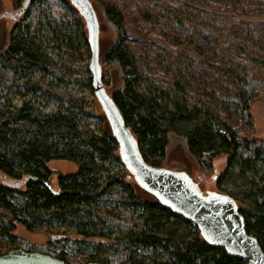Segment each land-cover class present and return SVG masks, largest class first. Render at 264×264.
<instances>
[{"label":"trees","instance_id":"1","mask_svg":"<svg viewBox=\"0 0 264 264\" xmlns=\"http://www.w3.org/2000/svg\"><path fill=\"white\" fill-rule=\"evenodd\" d=\"M26 1L12 3L18 11ZM88 1L95 16L97 8L116 31L101 58L103 72L112 66L118 70L120 87L108 96L143 161L162 168L175 138L204 172L224 158L215 190L235 202L246 233L264 253V139H240L228 121L199 98H177L153 83L142 90L147 78L126 43L122 12L106 0ZM160 1L150 4L159 7ZM258 1L264 5V0ZM233 12L255 14L236 6ZM232 21L245 23L237 16ZM79 45L86 54L90 51L85 19L69 0H29L0 45V240L8 245L0 255L20 249L65 264H81L75 260L79 255L83 263L98 264H246L209 244L192 222L135 183L100 103L95 98L104 119L94 99L80 95L82 89L94 92L89 65L74 58ZM261 58L250 56L241 71L231 75L239 91L230 104L243 116L244 125L252 126L254 102L264 106V80L253 77ZM99 70L101 79L100 63ZM176 87L180 89L178 83ZM12 94L23 101L10 110ZM92 119L98 132L89 123ZM52 160L72 162L76 172L55 173L46 166ZM17 226L49 236L44 252L22 244L13 235Z\"/></svg>","mask_w":264,"mask_h":264},{"label":"rangeland","instance_id":"2","mask_svg":"<svg viewBox=\"0 0 264 264\" xmlns=\"http://www.w3.org/2000/svg\"><path fill=\"white\" fill-rule=\"evenodd\" d=\"M114 3L125 18L127 32L126 43L136 55L140 72L147 78L141 84L142 90H148L149 83L166 88L177 98L193 101L197 98L213 112L225 118L237 131L240 139H264V106L261 101L252 104L250 121L252 126L241 124L239 115L230 101L235 99L238 86L231 81V75L239 73L243 63L250 56L264 59V5L258 0H174L171 4L161 0L159 7H153L150 0H106ZM254 15L235 14L234 7ZM97 62L101 64L102 83L106 94L120 87L118 70L107 68L103 72L101 58L114 41L116 31L104 19L97 8ZM17 8L12 0H0V45L4 44L8 31L16 20ZM233 16L243 20V24L232 21ZM238 42L247 52L237 47ZM74 57L76 63L89 65L90 51L86 54L83 45ZM87 55V56H86ZM89 55V57H88ZM108 69V70H107ZM92 76V73L89 74ZM264 80V61L257 66L253 76ZM176 83L180 85L177 89ZM94 99L97 113L103 117L96 97L87 89L80 95ZM11 108L20 106L23 99L11 95ZM229 103V104H228ZM228 107V108H225ZM91 127L99 131L95 119L89 120ZM224 158L216 160L210 172L199 169L196 162L185 151L183 142L171 139L161 167L165 170L188 173L192 183L196 184L203 195L217 193L214 181L223 169ZM46 166L55 173L74 174L76 166L64 160H52ZM1 182V179H0ZM55 176L51 181L54 188ZM27 248L43 251L49 236L41 233H28L17 226L13 232ZM72 236V234H71ZM90 241H100L92 239ZM8 248L6 240H0V250ZM83 263V256L75 258Z\"/></svg>","mask_w":264,"mask_h":264},{"label":"water","instance_id":"3","mask_svg":"<svg viewBox=\"0 0 264 264\" xmlns=\"http://www.w3.org/2000/svg\"><path fill=\"white\" fill-rule=\"evenodd\" d=\"M69 1L85 19L91 53L89 70L92 73L93 92L117 140L120 159L135 183L173 213L192 222L203 239L212 246L224 249L230 256L245 260L246 264H264V253L256 239L246 233L243 219L231 198L220 193L203 195L186 173L154 168L143 161L136 142L106 94L100 79L97 62V20L92 6L88 0ZM28 2L29 0L24 2L21 9L12 13L13 16L22 14ZM27 180L25 178L18 181L17 185L20 186ZM0 264L65 263L41 252L12 249L0 255Z\"/></svg>","mask_w":264,"mask_h":264},{"label":"bare ground","instance_id":"4","mask_svg":"<svg viewBox=\"0 0 264 264\" xmlns=\"http://www.w3.org/2000/svg\"><path fill=\"white\" fill-rule=\"evenodd\" d=\"M37 252V251H36Z\"/></svg>","mask_w":264,"mask_h":264}]
</instances>
